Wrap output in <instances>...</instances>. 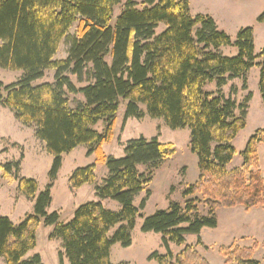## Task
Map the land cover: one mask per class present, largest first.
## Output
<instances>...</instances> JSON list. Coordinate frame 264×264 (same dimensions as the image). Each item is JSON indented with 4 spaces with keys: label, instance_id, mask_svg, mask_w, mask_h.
<instances>
[{
    "label": "trees",
    "instance_id": "16d2710c",
    "mask_svg": "<svg viewBox=\"0 0 264 264\" xmlns=\"http://www.w3.org/2000/svg\"><path fill=\"white\" fill-rule=\"evenodd\" d=\"M121 0H0V67L22 71L14 83L0 81V105L9 109L23 125L33 126L35 136L53 157L49 183L37 195L36 180L18 177V192L34 199L33 212L14 225L0 216V258L5 264H43L38 254L25 255L36 246V230L41 223L52 226L50 239H58L62 251L59 264H113V245H131V231L139 210L135 197L151 182L153 173L173 153L171 144L157 137L143 136L127 140L122 157L104 153L102 146L111 141L120 101L125 100L124 118L141 119L140 105L150 118H162L171 129L188 128L189 149L197 157L198 179L186 187L184 207L170 203L144 217L141 231L162 236V243L182 245L186 235H198L201 229L217 225L218 208L243 207L249 211L264 207V177L258 164L257 146L264 142V129L251 135L240 153V166L227 170L236 153L231 141L245 126L248 92L237 104L228 81L242 79L247 90V72L260 68L258 89L264 102V46L255 54L253 29L243 27L231 39L220 30L212 17L191 15L188 0H126L111 25L114 8ZM264 24V11L257 17ZM69 37L67 57L55 60L59 43ZM163 24L165 29L155 35ZM221 47H233L236 54L223 55ZM259 60V61H258ZM47 69H54V81L38 85ZM75 75L76 87L66 75ZM214 83L215 91L205 85ZM81 95L71 105L68 95ZM239 110L240 113L236 114ZM102 122L101 132L94 126ZM84 145L95 161L76 168L69 185L77 189L94 185L98 201L79 205L67 221L57 211L48 212L52 183L61 167V155ZM96 164L106 167L107 175L96 184ZM19 162L0 165L5 176L17 172ZM139 167H143L141 172ZM101 200H113L118 210L106 208ZM199 204L207 213H198ZM250 247L220 246L218 253L225 264H259L252 259ZM174 259V262L171 259ZM149 260L158 264H209L190 245L174 256L171 252H153Z\"/></svg>",
    "mask_w": 264,
    "mask_h": 264
},
{
    "label": "rangeland",
    "instance_id": "374dc122",
    "mask_svg": "<svg viewBox=\"0 0 264 264\" xmlns=\"http://www.w3.org/2000/svg\"><path fill=\"white\" fill-rule=\"evenodd\" d=\"M133 1L138 3V9L144 6L141 5L142 0ZM245 1V3H236L233 7L236 11L243 13L244 27L253 29L254 50L255 54H258L264 46V24L257 22V17L264 11V0ZM125 2L126 0H121V3L114 8L111 25H114V18L120 13ZM76 25L77 23L72 25L68 37L63 38L59 43L58 50L54 55L55 60H62L67 57L69 37L74 34ZM164 29L165 26L159 24L155 29V35H158ZM225 33L230 36L227 32ZM230 38L234 40L235 36H230ZM227 50H231L234 53L233 55L237 52L235 48L226 47H223L220 52L227 55ZM54 74V69H47L43 76L35 80L33 84L53 82ZM21 75L22 71H12L0 67V81L4 85L16 82ZM66 75L76 87L87 84L85 81L79 82L75 75L68 72ZM230 87L227 86L225 91L222 90L226 96L230 93ZM248 92H251L252 97L248 102L246 123L231 141L236 153L226 166L227 170L241 165L242 157L240 153L244 150L249 137L257 130L264 129V102L258 89V79H253L252 75L249 78L248 89H237V93L232 97L237 104H240ZM68 97L71 105L74 104L75 100H82L81 95L69 94ZM126 103L125 100L120 101L116 113L113 137L110 142L102 146L104 153L115 158L122 157L125 142L140 136L148 139L157 137L160 142L171 144L173 153L153 173L151 182L147 187L135 197L134 205L136 207H139L142 200H145V206L139 210V215L135 218V225L131 231V245L128 247H122L120 244L113 245L110 254L111 262L113 264H158L155 260L148 259L151 253L166 254L169 251L174 256L184 245H190L209 264H225L224 258L218 253L220 246L234 244L239 247H250L254 241L263 242L264 208L260 206L250 211H245L240 206L218 208L215 212L217 226L214 228L205 227L196 236L186 235L182 245L170 242L166 248L162 243L161 234L141 231L144 217L152 215L157 210L167 209L170 203H178L181 207H184L186 200L194 198L185 197L183 192L188 185L197 181L199 173L197 157L189 149L190 131L188 128L171 129L162 118L153 119L147 116L145 107L142 105H140V109L143 111L144 116L141 119H125ZM239 113L240 111L237 110L236 114ZM103 128L104 124L102 122L94 126V129L99 132ZM14 140H17V142ZM87 151L86 146L80 145L73 153L61 155V167L50 189L51 203L48 207V212L57 211L60 214L61 221H67L79 205L90 201H98L94 194H89L85 190L76 191L70 187L68 182L70 175L76 168L94 163L95 156L93 154L88 155ZM257 155L258 164L264 177V142L258 144ZM9 162H19V167L17 172L12 170L7 176L0 170V216L6 215L7 217L8 215L11 222L17 225L33 212L34 199L30 200L24 196L22 201H18L16 205L12 204V188L14 190V186L15 188L17 186L15 173L18 177L36 180L38 184L37 195L49 183L48 172L53 157L46 151L44 142L36 138L33 126H23L9 109L0 105V165ZM139 170L143 172L144 168L139 167ZM106 175L105 165L96 164L95 176L97 183L103 180ZM104 206L112 210L119 209V204L113 200H107ZM197 206L200 215L207 213V207L203 204ZM52 230V226H46L43 223L39 225L36 230V246L25 255V259L38 254L43 264H59L58 253L62 251V244L58 239L49 238ZM252 259L259 264H264V246L258 245L254 250ZM171 261L174 262V259L172 258ZM0 264H5L1 258Z\"/></svg>",
    "mask_w": 264,
    "mask_h": 264
},
{
    "label": "crops",
    "instance_id": "0c3cea01",
    "mask_svg": "<svg viewBox=\"0 0 264 264\" xmlns=\"http://www.w3.org/2000/svg\"><path fill=\"white\" fill-rule=\"evenodd\" d=\"M188 2H189V10H190L191 15L208 14L209 16H211L213 18L217 27L219 29L223 30L224 32H227L230 36H236L237 32L239 31L238 29L239 28L241 29L244 27L245 23H243V20H244L243 13L236 11L235 8L233 7V5L236 3H245L246 2L245 0H188ZM226 48H233V47H226ZM221 50H223V47L220 48V51ZM233 54L234 53L231 50H227V56H233ZM259 73H260V68L258 66L252 67L247 72V74H246L247 88L249 85L250 75H252L253 79L259 80ZM242 83H243L242 79H240V78L232 79V80L228 81L225 86L222 87V90L225 91L227 86H235L237 89L242 90L241 89ZM204 89L205 90L207 89V91L211 92V91H215L216 87H215L214 83H210L208 85H205ZM14 141L17 142V140H14ZM74 150H72L71 152H68V153H73ZM6 181H8V180H6ZM100 182L101 181H99V183ZM95 183L99 184V183H97V180L95 181ZM75 190L76 191H84L85 190L89 194L95 195L94 185H91V184H84ZM11 196H12L11 202L14 205H16L18 201H20V200L22 201L23 197H24L23 195L19 194V192L17 191V186H16V188L14 186V190L12 188ZM97 200H99V199L97 198ZM101 202L104 205L107 202V200H101ZM262 208H264V207H262ZM2 216H6V215H2ZM7 217H8V215H7ZM8 218H10V217H8ZM201 231H202V229H201ZM201 231H200V233H201ZM110 254H111V251H110ZM110 260H111V256H110ZM63 261H64V264H69L67 259H64Z\"/></svg>",
    "mask_w": 264,
    "mask_h": 264
}]
</instances>
